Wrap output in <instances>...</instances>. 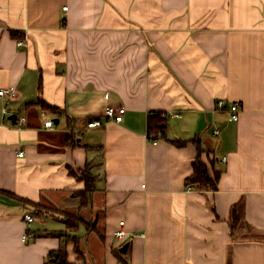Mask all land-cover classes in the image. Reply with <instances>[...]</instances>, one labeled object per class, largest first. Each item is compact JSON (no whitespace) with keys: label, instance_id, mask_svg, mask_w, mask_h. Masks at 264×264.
<instances>
[{"label":"crops","instance_id":"1","mask_svg":"<svg viewBox=\"0 0 264 264\" xmlns=\"http://www.w3.org/2000/svg\"><path fill=\"white\" fill-rule=\"evenodd\" d=\"M5 87L18 97H0V264L57 260L61 239L41 233L66 225L34 203L94 225L74 232L82 256L68 242V264H264V0H0ZM109 104L123 121L105 119ZM157 112L186 142L149 138ZM198 145L217 190L186 184Z\"/></svg>","mask_w":264,"mask_h":264},{"label":"trees","instance_id":"2","mask_svg":"<svg viewBox=\"0 0 264 264\" xmlns=\"http://www.w3.org/2000/svg\"><path fill=\"white\" fill-rule=\"evenodd\" d=\"M39 103L46 109H52L54 111L59 112V108L57 106L50 105L49 103L40 100ZM167 115L161 112L152 113L148 118V136L152 140L158 139H166L170 140L177 145L183 144L184 140H172L167 136ZM67 141L70 145H75V138L72 135H69ZM87 148H97L86 146ZM203 149L198 145V156L194 161V171L191 176H189L186 180L187 185H195L197 188L207 191V190H217L218 189V181L221 176V171L215 170L212 172L209 165L202 158ZM214 168V167H213ZM82 177L85 181V189L79 192L81 197V206H85L88 204L91 194L94 192L96 187V177L90 172V166L81 171ZM34 207H36V212L38 215H57L60 213V218L64 221L66 225V229L63 231H53L49 233H41L43 235L55 236L61 239L62 246L59 250V256L54 264H68V251H67V243L74 242L75 250L81 255L80 248V239L81 237L75 235L74 232L79 230V227L84 224L89 229L94 225L90 222H87L82 217L77 214L63 212L61 210L52 209L51 207L44 205L42 203H34ZM59 212V213H58ZM242 212L239 210L237 206L233 208V221H232V229L233 234H235V229L239 224V220L241 219ZM115 255L122 259V251L120 248H116L114 250ZM127 253V252H126ZM124 253V254H126ZM82 256V255H81ZM128 263V262H127Z\"/></svg>","mask_w":264,"mask_h":264},{"label":"built area","instance_id":"3","mask_svg":"<svg viewBox=\"0 0 264 264\" xmlns=\"http://www.w3.org/2000/svg\"><path fill=\"white\" fill-rule=\"evenodd\" d=\"M64 9L66 10L67 7H64ZM23 44H25V40L19 41V45H23ZM0 97L7 98V99H15L18 97V92L16 89L10 88V87L1 88ZM217 104L220 108H223L226 104V101L224 99H219ZM228 112H229L228 120L231 122H237L240 119L241 104L239 102L232 103L228 109ZM5 113L9 114V111L5 109ZM125 113H126V108L124 106L109 104L105 108L104 117L108 121L121 122L124 119ZM25 121H26V118L24 116H21V117H18L16 124L17 126L21 127L24 125ZM102 124H103L102 121L97 119V120L89 122L88 127H97V126H101ZM45 126L48 128H53L55 126V121L51 118L46 119ZM215 133L218 134L219 130H216ZM19 155L23 156L24 153L20 152ZM25 218L28 223H31L35 220V218L30 214H27ZM124 224H125V221H121L122 227L115 232V237L119 241L124 240L128 236V232L123 227ZM27 237H28V234H25L24 235L25 240L27 239Z\"/></svg>","mask_w":264,"mask_h":264},{"label":"water","instance_id":"4","mask_svg":"<svg viewBox=\"0 0 264 264\" xmlns=\"http://www.w3.org/2000/svg\"><path fill=\"white\" fill-rule=\"evenodd\" d=\"M59 119H56V122L57 123H59ZM127 248H128V244L127 245H125L124 247H122L121 248V251L123 252V253H126L127 252ZM58 256V253H56V257ZM54 260H56V259H54Z\"/></svg>","mask_w":264,"mask_h":264}]
</instances>
